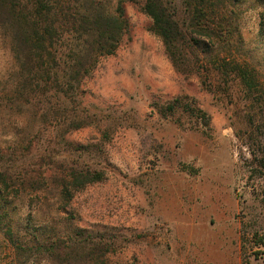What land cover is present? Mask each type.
<instances>
[{"label": "rangeland", "instance_id": "obj_1", "mask_svg": "<svg viewBox=\"0 0 264 264\" xmlns=\"http://www.w3.org/2000/svg\"><path fill=\"white\" fill-rule=\"evenodd\" d=\"M234 1L243 41L235 55L264 83V0ZM144 2L123 3L128 31L83 85L82 108L93 122L66 136L106 178L75 193L66 212H51L55 220L40 212L35 222L77 228L87 239L91 259L71 264H264V108L237 86L210 91L204 73H179ZM10 65L9 43L0 41V147L30 132V158L59 143L57 130L39 132L30 111L1 102ZM185 95L210 115L209 130L192 128L181 111L161 115L159 106ZM36 249L19 253L0 231V264H62Z\"/></svg>", "mask_w": 264, "mask_h": 264}, {"label": "trees", "instance_id": "obj_2", "mask_svg": "<svg viewBox=\"0 0 264 264\" xmlns=\"http://www.w3.org/2000/svg\"><path fill=\"white\" fill-rule=\"evenodd\" d=\"M126 1L131 0H0V41H8L11 56L4 75L9 89L1 102L19 113L30 111L41 123L39 132L57 130L60 143L29 158V132L0 147V231L19 253L38 248L62 264L91 259L87 239L80 238L77 228L38 227L35 215L55 220L53 213L66 212L75 193L106 178L104 169L81 160L82 146L66 136L93 122L82 108L83 85L102 58L116 53L127 33ZM181 5L145 0L142 7L175 69L186 76L204 73L202 84L210 91L237 86L248 101L264 108L257 67L235 55L243 44L235 1L183 0ZM210 77L215 79L208 81ZM158 110L163 116L181 111L195 121L192 128L210 129V115L187 95ZM253 110L247 117L254 121ZM59 146L61 152L55 150ZM25 207L30 208L26 216ZM26 236L41 238L30 246Z\"/></svg>", "mask_w": 264, "mask_h": 264}]
</instances>
